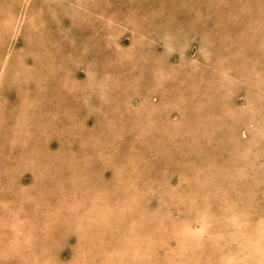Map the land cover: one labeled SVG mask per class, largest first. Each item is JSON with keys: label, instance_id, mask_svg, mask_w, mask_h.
Returning <instances> with one entry per match:
<instances>
[{"label": "rangeland", "instance_id": "obj_1", "mask_svg": "<svg viewBox=\"0 0 264 264\" xmlns=\"http://www.w3.org/2000/svg\"><path fill=\"white\" fill-rule=\"evenodd\" d=\"M77 1L78 0H75V3ZM79 1L77 4L81 5V8H79L80 12L78 11V13H76L79 17L75 15H73L74 17H68L65 13L61 12L62 6L59 0H28V2L26 0L24 8L22 6L24 3H22V0H0V22L2 21L0 23V36L2 35L0 38V122H2L0 123V255H3L0 257V264H39L38 262L41 264V262H43L42 260L45 259L43 256H46L52 251L54 253L50 254V257H53L58 264H74L75 262L72 260L76 258L79 262L77 261L75 264H105L108 260L109 263L112 262L111 264H168L169 262L171 264L173 260L175 261H173L172 264H202V261L203 264H257V261L251 260L249 252L253 251L252 255L256 258L262 256V254H259V249H264L262 248L264 243H260L262 240L264 242V229H262L264 227V141H261V137L263 138L262 140H264V134H262L264 128L260 127L264 125V116H260L264 113V0H218V2L221 3H218L217 0H177L179 3L175 0H157L156 3L155 0H149V2H147L148 0H131L132 2L127 0L129 3L124 0H106L107 2L105 0ZM161 1H163L162 5L160 3ZM110 2H113L114 6L112 5L113 3L111 4ZM118 2L120 6L121 4L123 5V10ZM142 2L145 5H142ZM168 2L169 4L167 5L169 6L171 4L170 7L166 5ZM130 3H132L131 6ZM133 3L134 5L137 4L134 6ZM205 3L207 5H205ZM108 4L110 7H108ZM132 5L134 8H132ZM154 5H156L155 8H152L151 6L154 7ZM174 5L178 8H174ZM224 5L226 6L224 7ZM87 6L89 7L88 9ZM98 6L100 8H98ZM127 6L130 7L127 9ZM41 7L45 12L43 9H40ZM114 7L115 9L118 7L119 9H112ZM138 7L140 9H137ZM146 7H149V9ZM94 8L102 10L104 13L103 17L105 18L98 16H96V18L95 15L97 14V10L95 9V12ZM145 8L146 14L144 12ZM224 8L226 9L225 11H223ZM6 10L16 12L15 19L18 18L16 20L18 24L20 22L17 28L12 29L14 34L10 30L13 17H9ZM84 10H86V12ZM141 11L143 12L141 13ZM204 11H206L207 14H204L206 13ZM52 13H54V15ZM135 13H137V15ZM117 14L120 17H118ZM217 14H219V16ZM223 14L225 15L223 16ZM107 15H111L112 19H110L113 21L119 22V20L121 21L122 19L123 22L131 21L130 23L127 22L124 24L125 28H123V33L119 35V39L117 37L123 47L122 49L117 48L114 43L115 41L112 42L108 39L109 36H107V38L104 37L107 35V28L109 27L104 26ZM127 15L128 19L131 17V20H126ZM112 16L117 17L115 18ZM124 17L126 18L124 19ZM137 17L138 19H136ZM98 18L99 20H97ZM217 19H220V21L218 22ZM74 21H76V25H79L76 26ZM227 21H229L230 24ZM231 21L234 23L232 24ZM102 22L104 24H102ZM62 24L64 27H62ZM101 24L104 28L100 26ZM94 26L101 30H97ZM132 26L134 28L136 27V30L132 28ZM65 31L67 32L65 33ZM135 32L137 33L135 34ZM58 33L60 36H58ZM62 33L66 34V36ZM93 35L94 38L92 39ZM133 36L137 38V41L132 40L135 42L133 43L135 45L134 48L130 46L132 45L131 39H134ZM141 37L143 38L142 40ZM243 39L247 41L242 42ZM58 40L59 44L57 43ZM236 41L238 43L241 42L238 44ZM213 42H215L216 45H214L215 43ZM95 43L97 44L94 46ZM223 43H226L225 46ZM231 44H233V46ZM127 46H130L131 49L128 50ZM13 48L16 49V51H14ZM205 48L210 50L206 52ZM95 50H98L97 53H95ZM19 52H22V54H18ZM123 52L126 54L124 53V55ZM220 54H222V57ZM228 56L230 58L229 61ZM102 59H106V63L108 64L106 65L105 71L108 75L103 72L104 70L101 66L103 65L101 63ZM134 59H137V61ZM231 65L232 67H230ZM243 66L245 70H242ZM11 67L14 69H11ZM182 67L185 69L183 70ZM23 68H25V70L27 69L26 73L24 72L25 70L22 71ZM10 69L11 71L13 70V72H11ZM97 70L99 74L96 72ZM143 72L146 74L144 75ZM11 75L13 76L12 79H10ZM223 76L226 77L224 78ZM41 77L46 82H44ZM23 79H25L24 81L26 84L25 82L22 83ZM225 79H227L228 82ZM12 80H14V82ZM136 81L138 82L136 83ZM146 81L150 84H147ZM55 82H57V85ZM49 85L52 86L50 87ZM24 86H26V89ZM20 89L24 91L22 92ZM110 89L113 91L111 90V92ZM130 91L135 93L132 94ZM139 91L141 96L138 94ZM222 91H225V93ZM115 92L118 96L116 98L114 97L116 96L114 94ZM22 93H25V96ZM251 95L252 97H248ZM20 99H24L26 103L24 104V101L21 100V102ZM245 100H247V102ZM12 101H14L13 105L11 103ZM93 104L97 108H93ZM186 104L189 108L185 107ZM219 106L222 107L225 112ZM213 109L216 112H214ZM250 109L252 114L253 110L255 111L256 109V121H252L253 118ZM239 111H243L244 113H239ZM61 112L63 114H60ZM91 113L93 114L91 115ZM65 114H67V116ZM215 114H219V118ZM71 116L74 117H72L74 122L70 121L72 124H69V119L72 120ZM84 116H86V119ZM68 117L69 119H67ZM65 118L67 120H65ZM209 119H211L212 122H210ZM62 120L63 122H61ZM121 121L123 122L121 123ZM61 123H67L68 126L66 124L65 126H61ZM57 125L59 127H56ZM146 126H148L149 129L152 128L151 130L154 131V137L152 139L148 134H145ZM91 127L94 129H91ZM202 127L203 130L201 129ZM249 127H254L253 132H256L255 136L260 138L256 140L259 142L257 143L259 146L255 147L258 150V154L253 152L254 149H252L255 144L251 143V129V137H246V140L244 135L240 137L239 131ZM185 129L189 132L187 133ZM232 130H234V132ZM224 134L226 136H224ZM248 135L249 132H246V136ZM54 137L57 139L55 140ZM231 137L234 138L232 139ZM213 139L217 140L214 141ZM163 141H165L164 144H161ZM159 143L162 146H160ZM201 143L204 144L201 145ZM212 145L217 148H212ZM218 145L221 146V151ZM115 146H118V148ZM244 147H246V150H244ZM196 150L198 151L196 152ZM207 151L209 155L206 154ZM225 153L227 154L225 155ZM194 155H196L197 158ZM119 156L123 157L121 161H119ZM240 156H242V158H240ZM255 160L258 161L256 162ZM116 161H119L118 163L122 162L121 165L118 164L115 166L112 164V162ZM222 163L224 164L222 165ZM97 164L100 168L97 167ZM32 166H34V168ZM222 166L225 169L228 167V169L225 170ZM209 167L210 169L208 171ZM98 171L101 172L99 173ZM68 172L70 174L75 172V175H69ZM137 172L142 173V176ZM208 176H211L209 177L210 180ZM232 176L234 177L233 179ZM69 177H73L74 180L69 179ZM190 177H192V179ZM116 178L120 181L117 182ZM202 178L204 181L200 184L199 181ZM218 180L220 181L218 182ZM233 180L235 182H233ZM76 181L77 183H75ZM202 184L204 185V189L201 186ZM205 185L209 190L205 188ZM90 188L91 190H89ZM78 190L80 192H78ZM149 191L152 194H150ZM81 194V205L76 204L74 208L72 203L66 202L67 198L69 199L78 195L81 196ZM209 195L212 196L210 197ZM62 197H64V199H62ZM86 197L87 199H85ZM87 201L89 202L87 203ZM34 202H38L42 208L44 206L47 209V206H49V213L53 212L57 214L51 219L52 222L47 220L48 218H46V214L43 212L42 208L34 214ZM63 203L64 206H62ZM92 203L95 204L91 206ZM187 206L188 208H186ZM173 207H175V209H173ZM159 208L162 210H159ZM58 211L59 213H57ZM188 211H190L189 214ZM73 212L77 215H73ZM193 213L196 215L193 216ZM211 215L213 217H211ZM203 218L209 221H212L213 218V221H216L217 230L219 231L220 229L221 232H214L212 228L208 227L210 233H217L216 235L219 236L215 235L211 238V235L206 234L209 240H206V242L202 244L203 247L200 246L193 249V246H190L192 252L187 251L189 250V242L184 236L188 234L189 229L186 225L188 226V223L194 224L193 227L195 231H201L200 228H202L201 224ZM221 218L224 220H221ZM225 219L228 222L225 223ZM63 221H65V223ZM173 221L174 224H172ZM169 222L171 223L170 225ZM83 224L89 225L88 231L84 233L82 232ZM148 224L149 227H147ZM218 224L220 226H218ZM221 224L225 226L222 227ZM140 225L142 228H140ZM151 226H154L153 228L158 232H155ZM57 227H59L58 230ZM178 227L179 229H176ZM143 228L146 229L144 230ZM67 229H70L71 232ZM106 229H110L111 232ZM214 230L216 231V229ZM68 231L70 233H68ZM226 231L227 234L224 233ZM109 232L111 233L110 236L113 235L112 238L109 237ZM139 232L140 234H138ZM152 232L155 234H152ZM54 233L56 235H53ZM221 233L224 235L222 236ZM259 233H262L261 236H258L260 235ZM137 235L139 236L137 237ZM154 235H156V237ZM227 235L234 239L230 237L229 239L231 241H229L228 237L224 238V236ZM252 237L255 245L254 242H251ZM249 238L251 239L249 240ZM232 240L238 241V245ZM219 242L221 245L217 246ZM212 243L215 247L223 246V243H225L224 247H229H225L227 250L224 247H220L221 250L218 248L215 249V247H211L213 245ZM240 244H242V247ZM233 245L234 247L236 246L235 249L240 248V251L237 249V251H234ZM61 247L62 249H60ZM223 249H225V251H222ZM217 250L220 251L217 252ZM254 250H256V255H254ZM214 251L217 253H214ZM221 251L223 252L222 255L219 254ZM224 252L230 255L232 252L233 255L229 256V254H227L228 257ZM208 253L212 256L208 255ZM82 254L84 255L82 256ZM37 255L41 258L40 260L36 258L38 257ZM220 255L222 258H220ZM74 256L75 258H72ZM157 257L161 261H159ZM189 257L191 258L188 259ZM198 257L202 259L199 260ZM195 259L197 260L195 261ZM205 259H207V261ZM245 260H248V262L244 263ZM131 261L132 263H130ZM108 262L106 264H108Z\"/></svg>", "mask_w": 264, "mask_h": 264}, {"label": "bare ground", "instance_id": "obj_2", "mask_svg": "<svg viewBox=\"0 0 264 264\" xmlns=\"http://www.w3.org/2000/svg\"><path fill=\"white\" fill-rule=\"evenodd\" d=\"M1 1H2V0H1ZM59 1H60L61 6H62V8H61V12H62V13H65V15L68 16V17H70V16L74 17L73 15L77 16L76 13H78L79 8H81V5L77 4V2H78L79 0H78L76 3H75V0H59ZM99 1H100V0H99ZM105 1H106V0H105ZM110 1H111V0H110ZM124 1H127V0H124ZM133 1H134V0H133ZM144 1H146V0H144ZM156 1H157V0H155V3H156ZM167 1H169V0H167ZM175 1H177V0H175ZM202 1H205V0H202ZM232 1H233V0H232ZM246 1H247V0H246ZM23 2H24V3H23ZM27 2H28V0H27ZM79 2H80V1H79ZM106 2H107V1H106ZM119 2H120V3H123V2H121V1H119ZM119 2H118V3H119ZM127 2H128V1H127ZM127 2H124V3L128 4L129 2H128V3H127ZM130 2H132V1L130 0ZM147 2H149V0H148ZM162 2H163V1L160 2L161 5H162ZM165 2H166V1H165ZM217 2H218V0H217ZM228 2H230V1H228ZM22 3H23L22 6H23V8H24L25 3H26V0H22ZM49 3H50V2H49ZM53 3H54V1H53ZM81 3H82V2H81ZM96 3H97V2H96ZM110 3L112 4L113 2H110ZM120 3H119V6H120ZM142 3H143V2H142ZM150 3H151V2H150ZM158 3H159V2H158ZM174 3H176V2H174ZM177 3H179V2L177 1ZM194 3H195V2H194ZM200 3H201V1H200ZM202 3H203V2H202ZM218 3H221V2H218ZM231 3H232V2H231ZM55 4H56V3H55ZM82 4H83V3H82ZM84 4H85V3H84ZM88 4H89V3H88ZM111 4H110V5H111ZM131 4H132V3H130V6H131ZM136 4H137V3H136ZM136 4H135V5H136ZM138 4H139V3H138ZM153 4H154V3H153ZM163 4H164V3H163ZM167 4H169V2L166 3V5H167ZM209 4H210V3H209ZM225 4H227V3H225ZM50 5H51V4H50ZM77 5H78V6H77ZM85 5H87V4H85ZM105 5H106V4H105ZM112 5L114 6V3H113ZM133 5H134V3H133ZM133 5H132V8H134ZM135 5H134V6H135ZM142 5H145V4L143 3ZM147 5H148V4H147ZM150 5H151V4H150ZM170 5H171V4H170ZM170 5H169V6L167 5V7H170ZM172 5H173V4H172ZM176 5H178V4H176ZM180 5H181V4H180ZM195 5H196V4H195ZM200 5H201V4H200ZM205 5H207V4L205 3ZM227 5H228V4H227ZM57 6H58V5H57ZM101 6H102V5H101ZM119 6H118V7H119ZM122 6H123V5L121 4L120 7H122ZM130 6H127V9H128V7H130ZM137 6H139V5H137ZM148 6H149V5H148ZM155 6H156V5H154V7H153V6H151V7H152V8H155ZM164 6H165V5H164ZM218 6H219V5H218ZM220 6H221V5H220ZM225 6H226V5H224V7H225ZM42 7H43V6H42ZM42 7L40 8L41 10L43 9ZM51 7H52V5H51ZM83 7H84V6H83ZM108 7H110L109 4H108ZM108 7H107V9H108ZM111 7H112V6H111ZM118 7H116V9H115V7L112 8V9L117 10ZM120 7H119V8H120ZM140 7H141V6H140ZM143 7H144V6H143ZM165 7H166V6H165ZM165 7H164V8H165ZM175 7H177V6L174 5V8H175ZM199 7H200V6H199ZM202 7H204V6H202ZM202 7H201V8H202ZM252 7H253V6H252ZM255 7H256V6H255ZM55 8H56V7H55ZM88 8H89V7L87 6V9H88ZM98 8H100V7L98 6ZM104 8H105V7H104ZM119 8H118V9H119ZM135 8H136V7H135ZM141 8H142V7H141ZM146 8L149 9V7H146ZM146 8L144 9V12H145ZM161 8H162V7H161ZM161 8H160V9H161ZM177 8H178V7H177ZM206 8H207V7H206ZM234 8H235V7H234ZM49 9H50V7H49ZM51 9H52V8H51ZM95 9H96V8H94V11H95ZM105 9H106V8H105ZM109 9H110V8H109ZM137 9H140V8L138 7ZM148 9H147V10H148ZM167 9H168V8H167ZM172 9H173V8H172ZM217 9H218V8H217ZM33 10H34V8H33ZM41 10H40V11H41ZM96 10H97V9H96ZM122 10H123V7H122ZM141 10H142V9H141ZM168 10H170V9H168ZM174 10H175V9H174ZM201 10H202V9H201ZM206 10H207V9H206ZM225 10H226V9L224 8L223 11H225ZM43 11H44V9H43ZM84 11L86 12V10H84ZM89 11H90V9H89ZM91 11L93 12L92 8H91ZM106 11H108V10H106ZM111 11H113V10H111ZM158 11H159V10H158ZM194 11H195V9H194ZM251 11H252V10H251ZM44 12H45V11H44ZM59 12H60V11H59ZM79 12H80V11H79ZM95 12H96V11H95ZM117 12H118V11H117ZM123 12H124V11H123ZM133 12H134V11H133ZM142 12H143V11H141V13H142ZM147 12H148V11H147ZM150 12H151V10H150ZM152 12H153V11H152ZM204 12H206V11H204ZM204 12H203V13H204ZM216 12H217V10H216ZM216 12H215V13H216ZM6 13L9 14V17H13L12 22H11V29H10V30L12 31V33H13V30H12V29L17 28V27H18L17 25H19L20 22H19V24H18V22L16 21L18 18L15 19V18H16V16H15V13H16V12H14V11H12V10H11V11H10V10H6ZM34 13H35V12H34ZM119 13H120V12H119ZM119 13H118V14H119ZM128 13H129V12H128ZM138 13H139V12H138ZM166 13H168V12H166ZM52 14L54 15V13H52ZM60 14H61V13H60ZM90 14H91V12H90ZM103 14H104L103 11L99 9V10H97V14H96V15L94 14V15H95V17H96V16H98V17H103ZM109 14H110V13H109ZM111 14H112V13H111ZM118 14H117V15H118ZM135 14L137 15V13H135ZM145 14H146V12H145ZM150 14H151V13H150ZM204 14H207V12L204 13ZM53 15H52V16H53ZM115 15H116V14H115ZM119 15H120V14H119ZM119 15H118V17H120ZM121 15H122V14H121ZM130 15H131V14H130ZM199 15H200V14H199ZM209 15H210V14H209ZM217 15L219 16V14H217ZM224 15H225V14H223V16H224ZM42 16H43V14H42ZM55 16H56V15H55ZM80 16H82V15H80ZM84 16H85V15H84ZM84 16H83V17H84ZM90 16H91V15H90ZM122 16H124V15H122ZM132 16H133V15H132ZM40 17H41V15H40ZM53 17H54V16H53ZM77 17H79V16H77ZM93 17H94V16H93ZM112 17H115V16H112ZM116 17H117V16H116ZM116 17H115V18H116ZM126 17H127V18H126ZM126 17H124V19L126 18V20H127V19H128V15H127ZM133 17H134V16H133ZM133 17H132V18H133ZM144 17H145V16H144ZM163 17H164V16H163ZM209 17H210V16H209ZM225 17H226V16H225ZM43 18H44V16H43ZM62 18H63V17H62ZM81 18H82V17H81ZM84 18H85V17H84ZM96 18H97V17H96ZM103 18H105V17H103ZM110 18H111V15H107L106 20H105V24H106V25L103 23L104 20H103V22H102V24H104V26H107V27L109 26L108 28L106 27L108 33H107V35H105L104 37L107 38V36H109L108 39H109L110 41H112V42L115 41L114 43L116 44V47L119 48V49H122L123 47H122V45L120 44V42H119L118 39H119V35L122 34L123 31H124V30H123V28H125V27H124V26H125L124 24L127 23V22H129V21H124V22H123V21H122L123 19H122L121 21L119 20V22H117V21H113V20H111L112 18H111V19H110ZM129 18H130V19H128V20H131V17H129ZM139 18H140V17H139ZM44 19H45V18H44ZM55 19H57V18H55ZM55 19H54V20H55ZM59 19H60V18H59ZM71 19H72V18H71ZM74 19H75V18H74ZM79 19H80V18H79ZM82 19H83V18H82ZM136 19H138V17H137ZM147 19H148V18H147ZM229 19H230V18H229ZM77 20H78V19H77ZM97 20H99V18H98ZM217 20H218V19H217ZM252 20H253V18H252ZM3 21H4V20H3ZM56 21H57V20H56ZM63 21H64V19H63ZM63 21H62V22H63ZM65 21H67V20H65ZM79 21H80V20H79ZM132 21H133V20H132ZM219 21H220V19L218 20V22H219ZM223 21H224V20H223ZM229 21H230V20H229ZM229 21H227V22L229 23ZM250 21H251V20H250ZM1 22H2V21H1ZM1 22H0V23H1ZM44 22H45V20H44ZM71 22H72V21H71ZM71 22H70V23H71ZM74 22H75V25H76V21H74ZM77 22H78V21H77ZM85 22H86V21H85ZM91 22H92V21H91ZM130 22H131V21H130ZM130 22H129V23H130ZM133 22H134V21H133ZM133 22H132V23H133ZM213 22H214V21H213ZM215 22H216V21H215ZM218 22H216V23H218ZM225 22H226V21H225ZM225 22H224V23H225ZM21 23H22V22H21ZM35 23H37V22H35ZM46 23H48V22H46ZM88 23H89V20H88ZM93 23H94V22H93ZM95 23H96V20H95ZM220 23H221V22H220ZM231 23H232V21H231ZM233 23H234V22H233ZM233 23H232V24H233ZM27 24H28V21H27ZM33 24H34V23H33ZM102 24H101L100 26L104 28V26H102ZM133 24H134V23H133ZM229 24H230V23H229ZM22 25H23V24H22ZM31 25H32V24H31ZM40 25H41V24H40ZM49 25H50V23H49ZM62 25H63V24H62ZM65 25H66V24H65ZM77 25H79V24H77ZM77 25H76V26H77ZM85 25H86V24H85ZM94 25H95V24H94ZM96 25H97V23H96ZM129 25H130V24H129ZM214 25H215V24H214ZM227 25H228V24H227ZM91 26H92V25H91ZM130 26H131V25H130ZM165 26H166V25H165ZM173 26H174V25H173ZM212 26H213V25H212ZM215 26H217V25H215ZM235 26H236V25H235ZM235 26H234V27H235ZM62 27H64V25H63ZM62 27H61V28H62ZM97 27H98V25H97ZM224 27H225V26H224ZM19 28H20V27H19ZM19 28H18V29H19ZM26 28H27V27H26ZM94 28H96V27L94 26ZM132 28H134V27L132 26ZM135 28H136V27H135ZM135 28H134V29H135ZM216 28H217V27H216ZM24 29H25V28H24ZM27 29H28V28H27ZM43 29H44V28H43ZM78 29H79V27H78ZM86 29H88V28H86ZM96 29H97V28H96ZM137 29H138V28H137ZM193 29H194V28H193ZM21 30H22V29H21ZM44 30H45V29H44ZM63 30H64V29H63ZM97 30H101V29H97ZM135 30H136V29H135ZM230 30H231V29H230ZM16 31H17V30H16ZM18 31H19V30H18ZM27 31H28V30H27ZM54 31H56V30H54ZM59 31H60V30H59ZM75 31H76V30H75ZM75 31H73V32H75ZM138 31H139V29H138ZM175 31H176V30H175ZM228 31H229V30H228ZM239 31H240V30H239ZM21 32H22V31H21ZM32 32H33V31H32ZM51 32H52V31H51ZM51 32H49V33H51ZM66 32H67V31H65V33H66ZM77 32H79V31H77ZM95 32H97V31H95ZM140 32H141V31H140ZM231 32H232V31H231ZM22 33H23V32H22ZM25 33H26V32H25ZM28 33H29V32H28ZM75 33H76V32H75ZM100 33H101V32H100ZM100 33H99V34H100ZM116 33H117V34H116ZM130 33H132V32H130ZM136 33H137V32H135V34H136ZM189 33H190V32H189ZM13 34H14V33H13ZM20 34H21V33H20ZM52 34H53V33H52ZM62 34H64V33H62ZM77 34H78V33H77ZM80 34H81V33H80ZM80 34H79V35H80ZM95 34H96V33H95ZM104 34H105V33H104ZM138 34H139V32H138ZM211 34H212V33H211ZM263 34H264V32H263ZM16 35H17V34H16ZM215 35H216V34H215ZM261 35H262V34H261ZM1 36H2V35H1ZM1 36H0V38H1ZM3 36H4V35H3ZM36 36H37V35H36ZM45 36H46V35H45ZM58 36H60L59 33H58ZM64 36H66V34H64ZM91 36H92V35H91ZM124 36H125V35H124ZM124 36H123V37H124ZM139 36H140V35H139ZM141 36H142V35H141ZM10 37H11V36H10ZM14 37H15V36H14ZM49 37H50V36H49ZM101 37H102V36H101ZM117 37H118V39H117ZM133 37H134V36H133ZM252 37H253V36H252ZM3 38H4V37H3ZM11 38H12V37H11ZM45 38H46V37H45ZM51 38H52V37H51ZM53 38H54V36H53ZM67 38H68V37H67ZM76 38H77V37H76ZM93 38H94V35H93L92 39H93ZM98 38H100V37H98ZM127 38H128V37H127ZM138 38H139V37H138ZM234 38H235V37H234ZM256 38H257V37H256ZM6 39H7V38H6ZM14 39H15V38H14ZM14 39H13V40H14ZM130 39H131V38H130ZM142 39H143V38L141 37V40H142ZM213 39H214V38H213ZM236 39H237V38H236ZM258 39H259V38H258ZM51 40H53V39H51ZM76 40H77V39H76ZM94 40H95V39H94ZM96 40H97V38H96ZM100 40H101V39H100ZM122 40H123V39H122ZM132 40H133V41H137V38L134 37V39H131V42H132L131 44H132V45H130V46H131L132 48H134L135 45H134L133 43H135V42H133ZM138 40H139V39H138ZM141 40H140V41H141ZM232 40H233V39H232ZM2 41H3V39H2ZM213 41H214V40H213ZM245 41H247V40H245ZM245 41H244V39L242 40V42H245ZM248 41H249V40H248ZM11 42H12V41H11ZM60 42H61V41H60ZM96 42H97V41H96ZM128 42H129V41H128ZM211 42H212V41H211ZM224 42H225V41H224ZM232 42H234V41H232ZM232 42H231V43H232ZM236 42H237V41H236ZM236 42H235V43H236ZM240 42H241V41H240ZM240 42H239V43H240ZM258 42H259V41H258ZM6 43H8V42H6ZM12 43H14V42H12ZM12 43H10V44H12ZM57 43L59 44V40L57 41ZM97 43H98V42H97ZM97 43H95L94 46H95ZM213 43H215V42H213ZM217 43H218V42H217ZM237 43H238V42H237ZM239 43H238V44H239ZM249 43H250V42H249ZM254 43H255V42H254ZM10 44H9V45H10ZM90 44H91V43H90ZM129 44H130V42H129ZM164 44H165V43H164ZM223 44H224V43H223ZM225 44H226V43H225ZM225 44H224V46H225ZM229 44H230V43H229ZM99 45H100V44H99ZM210 45H211V43H210ZM214 45H216V43H215ZM220 45H221V44H220ZM231 45L233 46V44H231ZM236 45H237V44H236ZM240 45H242V44H240ZM243 45H244V44H243ZM246 45H247V43H246ZM17 46H18V45H17ZM72 46H73V45H72ZM97 46H98V45H97ZM130 46H129V47L127 46V49H128V50L131 49ZM228 46H229V45H228ZM249 46H250V44H249ZM251 46H252V45H251ZM0 47H1V46H0ZM7 47H8V46H7ZM15 47H16V45H15ZM141 47H142V46H141ZM247 47H248V46H247ZM252 47H253V46H252ZM8 48H9V47H8ZM98 48H99V47H98ZM223 48H224V47H223ZM225 48H226V47H225ZM237 48H238V46H237ZM243 48H244V47H243ZM248 48H249V47H248ZM13 49H14V48H13ZM18 49H19V48H18ZM18 49H17V50H18ZM96 49H97V48H96ZM103 49H104V48H103ZM119 49H118V51H119ZM205 49H206V52H208V51L210 50V49H207V48H205ZM215 49H216V47H215ZM253 49H254V48H253ZM5 50H6V49H5ZM24 50H25V49H24ZM109 50H111V49H109ZM239 50L241 51L240 48H239ZM243 50H244V49H243ZM14 51H16V49H14ZM97 51H98V50H95V53H97ZM120 51H121V50H120ZM222 51H223V50H222ZM235 51H236V50H235ZM22 52H23V51H22ZM22 52H19L18 54H22ZM25 52H26V51H25ZM80 52H81V51H80ZM113 52H114V50H113ZM131 52H132V51H131ZM134 52H135V51H134ZM168 52H169V51H168ZM217 52H218V51H217ZM231 52H232V51H231ZM254 52H255V51H254ZM14 53H15V52H14ZM26 53H27V52H26ZM95 53H94V54H95ZM116 53H117V52H116ZM124 53H125V52H123V54H124ZM219 53H220V51H219ZM226 53H227V51H226ZM16 54H17V53H16ZM16 54H15V55H16ZM34 54H35V53H34ZM36 54H37V53H36ZM94 54H93V55H94ZM107 54H108V53H107ZM121 54H122V53H121ZM125 54H126V53H125ZM125 54H124V55H125ZM140 54H141V53H140ZM224 54H225V53H224ZM224 54H223V56H224ZM228 54H229V53H228ZM233 54H234V53H233ZM251 54H252V53H251ZM29 55H30V54H29ZM37 55H38V54H37ZM105 55H106V54H105ZM111 55H112V54H111ZM115 55H116V54H115ZM218 55H219V54H218ZM220 55H221V57H222V54H220ZM225 55H226V54H225ZM237 55H238V54H237ZM243 55H244V54H243ZM4 56H5V55H4ZM24 56H25V55H24ZM24 56H23V57H24ZM39 56H40V55H39ZM103 56H104V54H103ZM106 56H107V55H106ZM239 56H240V55H239ZM253 56H254V54H253ZM253 56H252V57H253ZM255 56H256V55H255ZM1 57H2V56H1ZM10 57H11V56H10ZM97 57H98V56H97ZM133 57H134V56H133ZM133 57H132V58H133ZM221 57H219V58H221ZM231 57H232V56H231ZM233 57H234V56H233ZM242 57H244V56H242ZM4 58H5V57H4ZM25 58H26V57H25ZM110 58H111V56H110ZM112 58H113V57H112ZM223 58H224V57H223ZM255 58H257V57H255ZM6 59H7V58H6ZM14 59H15V58H14ZM17 59H19V58H17ZM21 59H23V58H21ZM113 59H114V58H113ZM229 59H230V58H229V56H228V61H229ZM15 60H16V59H15ZM134 60H135V59H134ZM134 60H133V61H134ZM138 60H139V59H138ZM140 60H141V59H140ZM127 61H128V60H127ZM130 61H131V60H130ZM135 61H137V59H136ZM142 61H143V60H142ZM221 61H222V60H221ZM233 61H234V60H233ZM241 61H242V60H241ZM4 62H5V61H4ZM14 62H15V61H14ZM20 62H21V60H20ZM23 62H25V61H23ZM58 62H59V61H58ZM100 62H101V61H100ZM113 62H114V61H113ZM131 62H132V61H131ZM223 62H224V61H223ZM226 62H227V61H226ZM255 62H256V61H255ZM75 63H76V62H75ZM81 63H82V62H81ZM101 63L103 64V65H101V66L103 67V70H104L103 72L106 73V72H105V71H106V65H108V64L106 63V59H102V62H101ZM116 63H117V61H116ZM135 63H136V62H135ZM258 63H259V62H258ZM20 64H21V63H20ZM79 64H80V63H79ZM139 64H140V63H139ZM224 64H225V63H224ZM234 64H235V63H234ZM259 64H260V63H259ZM92 65H93V64H92ZM131 65H132V64H131ZM180 65H181V64H180ZM2 66H3V65H2ZM6 66H7V64H6ZM12 66H13V65H12ZM35 66H36V65H35ZM128 66H129V64H128ZM133 66H134V64H133ZM240 66H241V65H240ZM7 67H8V66H7ZM13 67H14V66H13ZM13 67H11V69H14ZM15 67H16V66H15ZM112 67H113V66H112ZM135 67H136V65H135ZM143 67H144V66H143ZM180 67H181V66H180ZM230 67H232V65H231ZM233 67H234V66H233ZM27 68H28V67H27ZM35 68H36V67H35ZM136 68H137V67H136ZM170 68H171V67H170ZM182 68H183V67H182ZM182 68H181V69H182ZM4 69H5V68H4ZM4 69H3V70H4ZM11 69H10V71H11ZM15 69H16V68H15ZM18 69H19V68H18ZM36 69H37V68H36ZM81 69H82V68H81ZM108 69H109V68H108ZM132 69H133V68H132ZM134 69H135V68H134ZM151 69H152V68H151ZM184 69H185V68H183V70H184ZM233 69H234V68H233ZM241 69H242V68H241ZM23 70H25V68H23L22 71H23ZM26 70H27V69H26ZM26 70L24 71L25 73H26ZM116 70H117V69H116ZM178 70H180V69H178ZM187 70H188V69H187ZM187 70H186V71H187ZM205 70H206V69H205ZM234 70H235V69H234ZM242 70H245V69H244V66H243V69H242ZM16 71H18V70H16ZM86 71H87V70H86ZM131 71H133V70H131ZM138 71H139V70H138ZM219 71H220V70H219ZM11 72H13V70H12ZM45 72H46V71H45ZM55 72H56V71H55ZM77 72H78V71H77ZM96 72L98 73V70H97ZM100 72H101V71H100ZM117 72H118V71H117ZM128 72H129V71H128ZM139 72H140V71H139ZM145 72H146V71H145ZM158 72H159V71H158ZM188 72H189V71H188ZM191 72H192V71H191ZM220 72H221V71H220ZM0 73H1V71H0ZM6 73H7V72H6ZM20 73H21V70H20ZM31 73H32V72H31ZM43 73H44V72H43ZM87 73H88V72H87ZM143 73H144V72H143ZM192 73H193V72H192ZM232 73H233V72H232ZM232 73H231V74H232ZM256 73H257V72H256ZM37 74H38V73H37ZM39 74H40V73H39ZM45 74H48V73H45ZM57 74H58V72H57ZM85 74H86V73H85ZM89 74H90V73H89ZM91 74H92V73H91ZM94 74H95V73H94ZM98 74H99V73H98ZM106 74H107V73H106ZM106 74H105V75H106ZM110 74H112V73H110ZM113 74H114V73H113ZM139 74H140V73H139ZM145 74H146V73H144V75H145ZM147 74H148V73H147ZM195 74H196V73H195ZM214 74H215V73H214ZM224 74H225V73H224ZM229 74H230V73H229ZM43 75H44V74H43ZM50 75H51V74H50ZM50 75H49V76H50ZM53 75H54V74H53ZM59 75H60V74H59ZM61 75H62V74H61ZM107 75H108V74H107ZM226 75H227V73H226ZM240 75H241V72H240ZM247 75H248V74H247ZM8 76H9V75H8ZM24 76H26V75H24ZM39 76H40V75H39ZM85 76H86V75H85ZM142 76H143V75H142ZM12 77H13V76L11 75V78H10V79H12ZM14 77H16V76H14ZM57 77H58V76H57ZM65 77H66V76H65ZM65 77H64V78H65ZM88 77H89V75H88ZM90 77H91V76H90ZM93 77H94V76H93ZM102 77H103V76H102ZM109 77H110V76H109ZM111 77H113V76H111ZM145 77H146V76H145ZM198 77H199V76H198ZM212 77H213V76H212ZM220 77H221V76H220ZM223 77H224V76H223ZM225 77H226V76H225ZM225 77H224V78H225ZM237 77H238V76H237ZM248 77H249V76H248ZM21 78H23V77H21ZM36 78H37V77H36ZM43 78H44V77H43ZM45 78H46V77H45ZM64 78H63V79H64ZM66 78H68V77H66ZM70 78H71V77H70ZM74 78H75V77H74ZM131 78H132V77H131ZM134 78H135V77H134ZM196 78H197V77H196ZM244 78H245V77H244ZM250 78H251V77H250ZM17 79H18V78H17ZM41 79H42V77H41ZM51 79H53V78H51ZM57 79H58V78H57ZM61 79H62V78H61ZM85 79H86V78H85ZM90 79H91V78H90ZM96 79H97V78H96ZM101 79H102V78H101ZM174 79H175V78H174ZM188 79H189V78H188ZM200 79H201V78H200ZM219 79H220V78H219ZM231 79H232V78H231ZM237 79H238V78H237ZM245 79H246V78H245ZM24 80H25V79L22 80V83L25 82ZM35 80H36V79H35ZM39 80H40V79H39ZM42 80H43L44 82H46L44 79H42ZM59 80H60V79H59ZM88 80H89V79H88ZM108 80H109V79H108ZM112 80H113V79H112ZM125 80H126V79H125ZM132 80H133V79H132ZM139 80H140V79H139ZM143 80H144V79H143ZM145 80H147V79H145ZM225 80L227 81V79H225ZM228 80H229V79H228ZM233 80H234V79H233ZM12 81L14 82V80H12ZM47 81H48V80H47ZM49 81H50V80H49ZM52 81H54V80H52ZM55 81H56V80H55ZM182 81H183V80H182ZM221 81H222V80H221ZM251 81H252V80H251ZM15 82H16V80H15ZM33 82H34V81H33ZM59 82H60V81H59ZM99 82H100V81H99ZM106 82H107V81H106ZM108 82H109V81H108ZM110 82H113V81H110ZM115 82H116V81H115ZM118 82H119V80H118ZM137 82H138V81H136V83H137ZM146 82H147V81H146ZM155 82H156V81H155ZM213 82H214V81H213ZM227 82H228V81H227ZM245 82H246V81H245ZM248 82H249V81H248ZM252 82H253V81H252ZM254 82H256V81H254ZM263 82H264V81H263ZM263 82H262V83H263ZM29 83H30V82H29ZM48 83H49V82H48ZM52 83H53V82H52ZM55 83H56V85H57V82H55ZM148 83H149V82H147V84H148ZM193 83H194V82H193ZM232 83H233V82H232ZM237 83H238V82H237ZM250 83H251V82H250ZM11 84H12V83H11ZM20 84H21V81H20ZM25 84H26V82H25ZM41 84H42V83H41ZM53 84H54V83H53ZM149 84H150V83H149ZM18 85H19V84H18ZM18 85H17V86H18ZM21 85H22V84H21ZM21 85H20V86H21ZM23 85H24V84H23ZM42 85H43V84H42ZM98 85H99V84H98ZM98 85H97V86H98ZM115 85H116V84H115ZM115 85H114V86H115ZM160 85H161V84H160ZM227 85H228V84H227ZM17 86H16V87H17ZM36 86H37V85H36ZM43 86H44V85H43ZM49 86H50V85H49ZM51 86H52V85H51ZM51 86H50V87H51ZM59 86H60V85H59ZM129 86H130V85H129ZM144 86H146V85H144ZM144 86H143V87H144ZM162 86H163V85H162ZM202 86H203V85H202ZM216 86H217V85H216ZM224 86H225V85H224ZM44 87H45V86H44ZM91 87H92V84H91ZM94 87H96V86H94ZM101 87H102V86H101ZM106 87H107V86H106ZM137 87H138V86H137ZM139 87H140V85H139ZM154 87H155V86H154ZM204 87H205V86H204ZM217 87H218V86H217ZM228 87H229V86H228ZM19 88H20V87H19ZM24 88L26 89V86H24ZM33 88H35V87H33ZM48 88H49V87H48ZM92 88H93V87H92ZM128 88H129V87H128ZM145 88H146V87H145ZM148 88H149V87H148ZM155 88H156V87H155ZM199 88H200V87H199ZM210 88H211V87H210ZM212 88H213V87H212ZM214 88H215V87H214ZM251 88H252V86H251ZM35 89H36V88H35ZM35 89H34V90H35ZM82 89H83V88H82ZM103 89H104V88H103ZM131 89H132V88H131ZM133 89H134V88H133ZM142 89H143V88H142ZM151 89H152V88H151ZM205 89H208V88H205ZM216 89H217V88H216ZM221 89H223V88H221ZM224 89H225V87H224ZM227 89H228V88H227ZM229 89H230V88H229ZM11 90H12V89H11ZM17 90H18V89H17ZM20 90H22V89H20ZM20 90H19V92H20ZM51 90H52V89H51ZM105 90H106V89H105ZM111 90H112V89H110V91H111ZM129 90H130V89H129ZM148 90H149V89H148ZM148 90H147V91H148ZM196 90H197V89H196ZM211 90H212V89H211ZM232 90H234V89H232ZM253 90H255V89H253ZM23 91H24V90H22V92H23ZM93 91H94V90H93ZM112 91H113V90H112ZM112 91H111V92H112ZM119 91H120V90H119ZM126 91H128V90H126ZM131 91H132V90H131ZM131 91H130V92H131ZM141 91H142V90H141ZM191 91H192V90H191ZM191 91H190V92H191ZM219 91H220V90H219ZM8 92H9V90H8ZM25 92H26V91H25ZM44 92H45V91H44ZM86 92H87V91H86ZM89 92H90V91H89ZM94 92H95V91H94ZM122 92H123V91H122ZM130 92H129V93H130ZM192 92H193V91H192ZM192 92H191V93H192ZM197 92H198V91H197ZM197 92H196V94H197ZM222 92L225 93V91H222ZM228 92H229V91H228ZM247 92H248V91H247ZM254 92H255V91H254ZM13 93H15V92H13ZM96 93H97V92H96ZM131 93L134 94L135 92H134V93L131 92ZM147 93H148V92H147ZM207 93H208V92H207ZM210 93H211V92H210ZM233 93H234V92H233ZM235 93H236V92H235ZM8 94H9V93H8ZM22 94H23V93H22ZM24 94H25V93H24ZM24 94H23V95H24ZM94 94H95V93H94ZM94 94H93V95H94ZM109 94H110V93H109ZM114 94L116 95V92H115ZM132 94H131V96H132ZM136 94H137V93H136ZM138 94H140V91H139ZM145 94H146V93H145ZM163 94H164V93H163ZM194 94H195V92H194ZM211 94H212V93H211ZM220 94H221V93H220ZM260 94H261V93H260ZM5 95H6V94H5ZM10 95H11V93H10ZM12 95H13V94H12ZM18 95H19V94H18ZM27 95H28V94H27ZM36 95H37V93H36ZM41 95H42V92H41ZM235 95H236V94H235ZM245 95H247V94H245ZM24 96H25V95H24ZM28 96H29V95H28ZM31 96H32V94H31ZM34 96H35V94H34ZM38 96H40V95H38ZM110 96H111V95H110ZM140 96H141V94H140ZM152 96H153V95H152ZM155 96H156V95H155ZM223 96H224V95H223ZM227 96H228V95H227ZM233 96H234V95H233ZM258 96H259V95H258ZM12 97H13V96H12ZM22 97H23V96H22ZM29 97H30V96H29ZM36 97H37V96H36ZM114 97L116 98V97H118V96L116 95V96H114ZM114 97H113V98H114ZM119 97H120V96H119ZM123 97H124V96H123ZM180 97H181V96H180ZM183 97H184V96H183ZM204 97H205V96H204ZM207 97H208V96H207ZM248 97H252V95H251V96H248ZM5 98H6V97H5ZM14 98H15V94H14ZM17 98H18V97H17ZM25 98H26V97H25ZM42 98H43V97H42ZM138 98H139V97H138ZM154 98H156V97H154ZM209 98H210V97H209ZM221 98H222V97H221ZM226 98H228V97H226ZM9 99H10V96H9ZM18 99H19V98H18ZM60 99H61V98H60ZM66 99H67V98H66ZM120 99H121V98H120ZM150 99H151V98H150ZM178 99H179V98H178ZM193 99H194V98H193ZM204 99H205V98H204ZM212 99L214 100V98H212ZM212 99H211V100H212ZM224 99H225V98H224ZM6 100H8V99H6ZM12 100H13V99H12ZM14 100H16V99H14ZM21 100H22V99H20V101H21ZM38 100H39V99H38ZM108 100H109V99H108ZM115 100H116V99H115ZM117 100H118V99H117ZM121 100H122V99H121ZM225 100H226V99H225ZM225 100H224V101H225ZM231 100H232V99H231ZM10 101H11V100H10ZM20 101H19V102H20ZM22 101H24V99H23ZM22 101H21V102H22ZM125 101H126V100H125ZM172 101H173V100H172ZM184 101H185V100H184ZM201 101H203V100H201ZM204 101H205V100H204ZM209 101H210V100H209ZM214 101H216V100H214ZM222 101H223V100H222ZM245 101L247 102V100H245ZM0 102H1V101H0ZM8 102H9V101H8ZM13 102H14V101L11 102L12 105L14 104ZM15 102H16V101H15ZM38 102H39V101H38ZM60 102H61V100H60ZM205 102H206V101H205ZM246 102H243V103H246ZM25 103H26V101H24V104H25ZM39 103H40V102H39ZM58 103H59V102H58ZM61 103H62V102H61ZM120 103H121V102H120ZM125 103H126V102H125ZM200 103H202V102H200ZM200 103H199V104H200ZM218 103H219V102H218ZM221 103H222V102H221ZM233 103H234V102H233ZM15 104H16V103H15ZM34 104H35V103H34ZM105 104H106V103H105ZM114 104H115V103H114ZM190 104H191V103H190ZM206 104H207V103H206ZM209 104H210V103H209ZM9 105H10V104H9ZM9 105H8V106H9ZM59 105H62V104H59ZM69 105H70V104H69ZM93 105H94V104H93ZM106 105H107V104H106ZM191 105H192V104H191ZM214 105H215V104H214ZM217 105H218V104H217ZM225 105H226V104H225ZM239 105H240V104H239ZM8 106H6V107H8ZM20 106H21V104H20ZM22 106H23V105H22ZM57 106H58V104H57ZM84 106H85V105H84ZM126 106H127V105H126ZM169 106H170V105H169ZM209 106H211V105H209ZM212 106H213V105H212ZM15 107H16V106H15ZM42 107H43V106H42ZM86 107H87V106H86ZM95 107H96V106L94 105L93 108H95ZM115 107H116V106H115ZM124 107H125V105H124ZM141 107H142V106H141ZM185 107L189 108V107L187 106V104H186ZM198 107H199V105H198ZM219 107H220V106H219ZM250 107H251V105H250ZM16 108H17V107H16ZM21 108H22V107H21ZM28 108H29V107H28ZM69 108H70V107H69ZM93 108H91V109H93ZM96 108H97V107H96ZM208 108H209V107H208ZM213 108H214V107H213ZM220 108H222V107H220ZM220 108H219V109H220ZM229 108H230V107H229ZM34 109H35V108H34ZM43 109H44V108H43ZM78 109L81 110L80 108H78ZM98 109H99V108H98ZM215 109H216V106H215ZM222 109H223V108H222ZM225 109H226V108H225ZM14 110H15V109H14ZM27 110H28V109H27ZM27 110H26V111H27ZM45 110H47V109H45ZM57 110H58V109H57ZM60 110H61V109H60ZM217 110H218V108H217ZM223 110H224V109H223ZM226 110H227V109H226ZM229 110H230V109H229ZM3 111H4V110H3ZM12 111H13V110H12ZM19 111H20V110H19ZM61 111H62V110H61ZM69 111H70V110H69ZM82 111H83V110H82ZM92 111H93V110H92ZM117 111H118V110H117ZM157 111H158V110H157ZM213 111H214V109H213ZM218 111H219V110H218ZM218 111H217V112H218ZM221 111H222V110H221ZM255 111H256V109H255ZM255 111L253 110V114H252L251 109H250V113L252 114V118H253L252 121H253V120L256 121L255 118L257 117V116H256V115H257V112H255ZM10 112H11V111H10ZM20 112H21V111H20ZM62 112H63V111H62ZM62 112H61L60 114H63ZM64 112H65V111H64ZM120 112H121V111H120ZM159 112H160V111H159ZM214 112H216V111H214ZM222 112H223V111H222ZM224 112H225V110H224ZM227 112H229V111H227ZM236 112H237V111H236ZM242 112H243V111H241V112L239 111V113H242ZM16 113H17V112H16ZM74 113H75V112H74ZM181 113H182V112H181ZM219 113H220V112H219ZM230 113H231V111H230ZM230 113H229V114H230ZM243 113H244V112H243ZM255 113H256V114H255ZM21 114H22V113H21ZM46 114H47V113H46ZM70 114H71V113H70ZM75 114H76V113H75ZM92 114H93V113H91V115H92ZM163 114H164V113H163ZM202 114H203V113H202ZM212 114H213V112H212ZM232 114H233V113H232ZM263 114H264V113H263ZM263 114H261L260 116H261V117L264 116ZM13 115H14V114H13ZM13 115H12V116H13ZM65 115L67 116V114H65ZM68 115H69V114H68ZM204 115H205V114H204ZM215 115H217V114H215ZM218 115H219V114H218ZM218 115H217V117H218ZM224 115H225V114H224ZM226 115H228V114H226ZM17 116H18V114H17ZM17 116H16V117H17ZM66 116H65V117H66ZM77 116H78V114H77ZM93 116H94V115H93ZM95 116H96V114H95ZM99 116H100V115H99ZM160 116H161V115H160ZM202 116H203V115H202ZM205 116H206V115H205ZM220 116H221V115H220ZM229 116H230V115H229ZM44 117H45V116H44ZM46 117H47V116H46ZM60 117H61V116H60ZM69 117H70V116H69ZM69 117H68L67 119H69ZM72 117H73V116H71V118H72ZM74 117H75V115H74ZM74 117H73V118H74ZM84 117H85V119H86V116H84ZM223 117H224V116H223ZM226 117H227V116H226ZM230 117H231V116H230ZM233 117H234V116H233ZM10 118H11V117H10ZM10 118H9V120H10ZM28 118H29V117H28ZM73 118H72V120L69 119V124H72L70 121L74 122V121H73V120H74ZM99 118H100V117H99ZM169 118H170V116H169ZM169 118H168V119H169ZM206 118H207V117H206ZM206 118H205V119H206ZM214 118H215V117H214ZM218 118H219V117H218ZM224 118H225V117H224ZM46 119H47V118H46ZM46 119H44V120H46ZM62 119H64V118H62ZM67 119L65 118V120H67ZM77 119H78V118H77ZM100 119H101V118H100ZM100 119H99V120H100ZM234 119H235V118H234ZM29 120H30V119H29ZM48 120H49V119H48ZM132 120H133V119H132ZM166 120H167V119H166ZM203 120H204V119H203ZM207 120H208V119H207ZM217 120H218V119H217ZM219 120H220V119H219ZM228 120H229V119H228ZM258 120H259V118H258ZM10 121H11V120H10ZM55 121H56V120H55ZM201 121H202V120H201ZM209 121L212 122L211 119H209ZM56 122H57V121H56ZM59 122H60V120H59ZM61 122H63V120H62ZM64 122H65V121H64ZM122 122H123V121H121V123H122ZM124 122H125V121H124ZM170 122H171V121H170ZM210 122H209V124H210ZM219 122H220V121H219ZM229 122H230V121H229ZM231 122H232V121H231ZM250 122H251V121H250ZM0 123H2V122H0ZM9 123H10V122H9ZM57 123H58V122H57ZM76 123H77V122H76ZM221 123H222V122H221ZM6 124H8V123H6ZM61 124H62V123H61ZM63 124H64V123H63ZM63 124H62L61 126H65V124L67 125V123H65L64 125H63ZM206 124H207V123H206ZM206 124H205V125H206ZM211 124H212V123H211ZM232 124H233V123H232ZM58 125H59V123H58ZM58 125H57L56 127H59ZM46 126H47V125H46ZM67 126H68V125H67ZM144 126H145V125H144ZM207 126H208V125H207ZM235 126H237V125H235ZM259 126H260V125H259ZM12 127H13V126H12ZM12 127H11V129H12ZM56 127H55V128H56ZM85 127H86V126H85ZM183 127H184V126H183ZM189 127H191V126H189ZM192 127H193V126H192ZM208 127H209V126H208ZM260 127H263V128H264V125H262V126H260ZM87 128H88V127H87ZM87 128H86V129H87ZM144 128H145V127H144ZM184 128H185V127H184ZM184 128H183V129H184ZM186 128H187V126H186ZM195 128H196V127H195ZM234 128H235V127H234ZM253 128H254V127L243 128L242 131H239V134H240V137H241L242 135H244V136H245V140H246V137H251L250 129L252 130V137H251L250 139L252 140L251 143L255 144V146H254L252 149H254L253 152H256V154H258V150H257L255 147H258V146H259V145L257 144V143H259V142H257L256 140H257V139L259 140L260 138H258V136H255V135H256V132H253ZM91 129H94V128L91 127ZM151 129H152V128H151ZM151 129H149V127L146 126L145 134H148V136H150V138L152 139V138L154 137V135H153V134H154V133H153L154 131H152ZM201 129L203 130V127H202ZM210 129H211V128H210ZM218 129H219V128H218ZM228 129H229V128H228ZM231 129H232V127H231ZM248 129H249V130H248ZM5 130H6V129H5ZM52 130H53V129H52ZM54 130H55V129H54ZM58 130H59V129H58ZM64 130H65V129H64ZM88 130H89V128H88ZM185 130H186V129H185ZM185 130H184V131H185ZM197 130H198V129H197ZM213 130H214V129H213ZM246 130H247V131H246ZM261 130H262V129H261ZM179 131H180V130H179ZM198 131H199V130H198ZM224 131H225V130H224ZM224 131H223V132H224ZM232 131L234 132V130H232ZM236 131H237V130H236ZM262 131H263L262 134H264V130H262ZM6 132H7V131H6ZM186 132H187V130H186ZM188 132H189V131H188ZM188 132H187V133H188ZM226 132H227V131H226ZM233 132H231V133L234 134ZM246 132H249V135H248V136H246ZM12 133H13V132H12ZM70 133H71V132H70ZM125 133H126V132H125ZM171 133H172V132H171ZM180 133H181V132H180ZM224 133H225V132H224ZM228 133H229V132H228ZM231 133H230V134H231ZM257 133H258V132H257ZM7 134H8V133H7ZM68 134H69V132H68ZM222 134H223V133H222ZM235 134H236V132H235ZM239 134H238V135H239ZM75 135H76V133H75ZM181 135H182V134H181ZM194 135H195V134H194ZM97 136H98V135H97ZM221 136H222V135H221ZM224 136H226V135L224 134ZM231 136H234V135H231ZM88 137H89V136H88ZM234 137H235V136H234ZM234 137H231V138L233 139ZM8 138H9V137H8ZM113 138H114V137H113ZM125 138H126V137H125ZM129 138H130V137H129ZM182 138H183V137H182ZM238 138H239V137H238ZM54 139H55V137H54ZM56 139H57V138H56ZM56 139H55V140H56ZM76 139H77V138H76ZM157 139H158V138H157ZM157 139H156V140H157ZM210 139H211V138H210ZM225 139H226V138H225ZM229 139H230V137H229ZM262 139H263V138L261 137V141H264V140H262ZM9 140H10V139H9ZM61 140H62V139H61ZM70 140H71V139H70ZM124 140H125V139H124ZM127 140H128V139H127ZM158 140H159V139H158ZM197 140H198V139H197ZM213 140H214V139H213ZM215 140H217V139H215ZM215 140H214V141H215ZM222 140H223V139H222ZM222 140H221V141H222ZM230 140H231V139H230ZM238 140H239V139H238ZM249 141H250V140H249ZM64 142H65V141H64ZM84 142H86V141H84ZM159 142H161V141H159ZM164 142H165V141H163V143H161V144H164ZM202 142H203V141H202ZM238 142H239V141H238ZM44 143H45V142H44ZM71 143H72V142H71ZM102 143H103V142H102ZM249 143H250V142H249ZM145 144H146V143H145ZM159 144H160V143H159ZM161 144H160V146H162ZM203 144H204V143H203ZM203 144L201 143V145H203ZM211 144H212V143H211ZM211 144H210V145H211ZM223 144H224V143H223ZM223 144H222V145H223ZM87 145H88V144H87ZM117 145H118V144H117ZM210 145H209V146H210ZM241 145H242V144H241ZM43 146H44V145H43ZM90 146H91V145H90ZM122 146H123V145H122ZM150 146H151V145H150ZM184 146H185V145H184ZM218 146H219V148L221 147L220 145H218ZM115 147L118 148V146H115ZM185 147H186V146H185ZM211 147L213 148L214 146L212 145ZM110 148H111V147H110ZM121 148H122V147H121ZM178 148H179V147H178ZM214 148H217V147H214ZM224 148H225V147H224ZM259 148H260V147H259ZM263 148H264V147H263ZM61 149H62V148H61ZM113 149H115V148H113ZM198 149H199V148H198ZM227 149H228V148H227ZM86 150H87V149H86ZM204 150H205V148H204ZM219 150L221 151V148H220ZM244 150H246V147H244ZM66 151H67V150H66ZM81 151H82V150H81ZM197 151H198V150H196V152H197ZM238 151H239V150H238ZM199 152H200V150H199ZM222 152H223V151H222ZM193 153H195V152H193ZM202 153H203V150H202ZM204 153H206V152H204ZM213 153H214V152H213ZM213 153H212V154H213ZM108 154H109V153H108ZM152 154H153V153H152ZM200 154H201V152H200ZM206 154L209 155L208 151H207ZM226 154H227V153H225V155H226ZM232 154H233V153H232ZM243 154H244V153H243ZM243 154H242V156L244 157ZM85 155H86V152H85ZM188 155H189V154H188ZM115 156H116V155H115ZM128 156H129V155H128ZM194 156L196 157V155H194ZM197 156H198V155H197ZM213 156H214V154H213ZM222 156H223V155H222ZM242 156H240V158H242ZM84 157H85V156H84ZM84 157H82V158H84ZM223 157H224V156H223ZM118 158H119V161H121L123 157H120V156H119ZM196 158H197V157H196ZM214 158H215V157H214ZM64 159H65V158H64ZM145 159H146V157H145ZM189 159H190V157H189ZM229 159H230V158H229ZM229 159H228V161H229ZM253 159H254V157H253ZM22 160H23V159H22ZM142 160H143V159H142ZM142 160H140V161H142ZM213 160H214V159H213ZM224 160H225V159H224ZM224 160H223V161H224ZM119 161L112 162V164H114L115 166H117L118 164L121 165L122 162H121V163H118ZM190 161H191V160H190ZM192 161H194V160H192ZM195 161H196V160H195ZM208 161H209V159H208ZM223 161H222V162H223ZM255 161H256V160H255ZM257 161H258V160H257ZM257 161H256V162H257ZM30 162H31V161H30ZM95 162H96V161H95ZM142 162H143V161H142ZM145 162H146V161H145ZM206 162H207V161H206ZM210 162H211V161H210ZM213 162H214V161H213ZM102 163H103V161H102ZM220 163H221V162H220ZM220 163H219V164H220ZM249 163H250V162H249ZM40 164H41V163H40ZM98 164H99V163H98ZM98 164H97V167L100 168V167L98 166ZM103 164H104V163H103ZM103 164H102V165H103ZM211 164H212V162H211ZM223 164H224V163H222V165H223ZM234 164H235V163H234ZM260 164H261V163H260ZM114 165H113V166H114ZM142 166H143V165H142ZM190 166H191V165H190ZM196 166H198V165H196ZM207 166H208V165H207ZM210 166H211V165H210ZM226 166H227V165H226ZM263 166H264V165H263ZM32 167L34 168V166H32ZM57 167H58V166H57ZM73 167H75V166H73ZM170 167H171V166H170ZM200 167H201V166H200ZM218 167H221V166H218ZM222 167H223V166H222ZM238 167H239V166H238ZM243 167H244V165H243ZM76 168H77V167H76ZM95 168H96V167H95ZM105 168H106V167H105ZM141 168H142V167H141ZM193 168H194V167H193ZM252 168H254V167H252ZM108 169H109V168H108ZM117 169H118V168H117ZM204 169H205V168H204ZM209 169H210V167L208 168V171H209ZM212 169H213V168H212ZM216 169H217V168H216ZM220 169H221V168H220ZM223 169H225V168L223 167ZM223 169H222V170H223ZM226 169H228V167H227ZM226 169H225V170H226ZM245 169H246V168H245ZM247 169H249V168H247ZM75 170H76V169H75ZM115 170H116V169H115ZM120 170H121V169H120ZM46 171H47V169H46ZM109 171H110V170H109ZM113 171H114V170H113ZM121 171H123V170H121ZM219 171H220V170H219ZM231 171H232V169H231ZM98 172H99V171H98ZM100 172H101V171H100ZM100 172H99V173H100ZM133 172H136V171H133ZM199 172H200V171H199ZM203 172H204V171H203ZM215 172H216V171H215ZM46 173H47V172H46ZM74 173H75V172H74ZM74 173H72V174L75 175ZM96 173H97V172H96ZM99 173H98V174H99ZM120 173H121V172H120ZM137 173H138V172H137ZM139 173H140V172H139ZM139 173H138V174H139ZM204 173H205V172H204ZM68 174H69V175H72V174H70L69 172H68ZM76 174H77V173H76ZM121 174H122V173H121ZM124 174H125V172H124ZM140 174H141V176H142V173H140ZM196 174H197V173H196ZM196 174H195V175H196ZM202 174H203V173H202ZM230 174H231V173H230ZM244 174H245V173H244ZM49 175H50V174H49ZM73 175H72V176H73ZM77 175H78V174H77ZM99 175H100V174H99ZM125 175H126V174H125ZM127 175L130 176L129 174H127ZM135 175H136V174H135ZM160 175H161V174H160ZM195 175H194V176H195ZM216 175H217V172H216ZM226 175H228V174H226ZM248 175H249V174H248ZM62 176H63V175H62ZM94 176H95V175H94ZM94 176H92V177H94ZM115 176H116V175H115ZM119 176H120V174H119ZM201 176H202V175H201ZM201 176H200V177H201ZM204 176H205V175H204ZM229 176H230V175H229ZM234 176H235V175H234ZM241 176H242V175H241ZM243 176H244V175H243ZM52 177H53V176H52ZM74 177H75V176H74ZM95 177H96V176H95ZM97 177H98V176H97ZM103 177H104V176H103ZM195 177H196V176H195ZM209 177H211V176H208V178H209ZM216 177H217V176H216ZM64 178H65V176H64ZM80 178H81V177H80ZM86 178H88V177H86ZM90 178H91V177H90ZM121 178H122V177H121ZM121 178H120V179H121ZM123 178H124V177H123ZM185 178H186V177H185ZM185 178H184V179H185ZM190 178L192 179V177H190ZM193 178H194V177H193ZM204 178H206V177H204ZM233 178H234V177L232 176V179H233ZM235 178H236V177H235ZM243 178H244V177H243ZM245 178H246V177H245ZM65 179H66V178H65ZM69 179L72 180L73 177H72V178L69 177ZM69 179H68V180H69ZM77 179H78V178H77ZM92 179H93V178H92ZM99 179H100V178H99ZM118 179H119V178H118ZM162 179H163V178H162ZM194 179H195V178H194ZM225 179H226V178H225ZM240 179H241V178H240ZM55 180H56V179H55ZM73 180H74V179H73ZM80 180H81V179H80ZM156 180H157V179H156ZM209 180H210V178H209ZM214 180H215V179H214ZM235 180H236V179H235ZM258 180H259V179H258ZM56 181H57V180H56ZM58 181H59V180H58ZM77 181H78V180H77ZM77 181H76L75 183H77ZM116 181L119 182L120 180H117V178H116ZM121 181H122V180H121ZM147 181H148V180H147ZM147 181H146V183H147ZM192 181H193V180H192ZM195 181H196V180H195ZM203 181H204V179L202 178V179L199 181V183L201 184ZM219 181H220V180H218V182H219ZM225 181H226V180H225ZM228 181L230 182L229 179H228ZM78 182H79V181H78ZM89 182H90V180H89ZM149 182H151V181H149ZM154 182H155V181H154ZM168 182H169V181H168ZM209 182H210V181H209ZM215 182H216V181H215ZM226 182H227V181H226ZM229 182H228V183H229ZM233 182H235V181L233 180ZM237 182H238V181H237ZM237 182H236V183H237ZM66 183H67V182H66ZM71 183H72V182H71ZM79 183H80V182H79ZM151 183H153V182H151ZM162 183H163V182H162ZM57 184H58V183H57ZM62 184H63V183H62ZM118 184H119V183H118ZM195 184H196V183H195ZM216 184H217V183H216ZM221 184H222V182H221ZM231 184H232V183H231ZM246 184H247V183H246ZM66 185H67V184H66ZM119 185H122V184H119ZM125 185H126V184H125ZM154 185H155V184H154ZM54 186H55V185H54ZM68 186H69V185H68ZM76 186H77V185H76ZM85 186H86V185H85ZM85 186H84V187H85ZM122 186H123V185H122ZM147 186H148V185H147ZM186 186H187V185H186ZM193 186H194V183H193ZM195 186H196V185H195ZM198 186H199V185H198ZM201 186H202V188L204 187L203 184H202ZM207 186H208V185H207ZM218 186H219V185H218ZM220 186H221V185H220ZM62 187H63V186H62ZM62 187H61V188H62ZM64 187H65V186H64ZM148 187H149V186H148ZM178 187H180V186H178ZM61 188H60V189H61ZM76 188H78V187H76ZM140 188H141V187H140ZM200 188H201V187H200ZM205 188H206V185H205ZM213 188H214V185H213ZM220 188H222V187H220ZM78 189H79V188H78ZM133 189H134V188H133ZM203 189H204V188H203ZM206 189H208V188H206ZM214 189H215V188H214ZM240 189H241V188H240ZM242 189H243V188H242ZM58 190H59V187H58ZM89 190H91V188H90ZM136 190H137V189H136ZM149 190H150V189H149ZM156 190H157V189H156ZM158 190H159V189H158ZM180 190H181V189H180ZM190 190H191V189H190ZM193 190H194V189H193ZM208 190H209V189H208ZM62 191H63V190H62ZM154 191H155V190H154ZM59 192H60V191H59ZM78 192H80V191L78 190ZM85 192H86V191H85ZM132 192H133V191H132ZM149 192H150V191H149ZM159 192H160V191H159ZM194 192H195V191H194ZM208 192H209V191H208ZM213 192H214V191H213ZM135 193H136V192H135ZM153 193H154V192H153ZM161 193H162V191H161ZM195 193H196V192H195ZM199 193H200V192H199ZM211 193H212V192H211ZM220 193H221V192H220ZM150 194H152V193L150 192ZM155 194H156V193H155ZM197 194H198V193H197ZM212 194H213V193H212ZM156 195H157V194H156ZM206 195H207V194H206ZM31 196H32V195H31ZM79 196H80V195H78V196H76V197L73 196L74 199H73V197L71 196L72 198H69V199L67 198L66 202L72 203L73 207L75 208L74 205L82 203V202H80V198L82 197V194H81L80 197H79ZM152 196H153V195H152ZM209 196H210V195H209ZM211 196H212V195H211ZM211 196H210V197H211ZM213 196H214V195H213ZM143 197H144V196H143ZM160 197H161V196H160ZM187 197H188V196H187ZM224 197H225V195H224ZM50 198H51V197H50ZM50 198H49V199H50ZM55 198H56V197H55ZM65 198H66V197H65ZM103 198H104V197H103ZM206 198H207V197H206ZM214 198H215V197H214ZM226 198H227V197H226ZM226 198H225V199H226ZM43 199H44V198H43ZM62 199H64V197H62ZM85 199H87V197H86ZM157 199H158V198H157ZM204 199H205V198H204ZM37 200H38V199H37ZM47 200H48V199H47ZM54 200H56V199H54ZM99 200H100V199H99ZM99 200H98V201H99ZM160 200H161V199H160ZM160 200H159V201H160ZM192 200H193V199H192ZM210 200H211V199H210ZM187 201H188V200H187ZM215 201H216V200H215ZM45 202H46V201H45ZM88 202H89V201H87V203H88ZM208 202H209V201H208ZM210 202H211V201H210ZM46 203H47V202H46ZM48 203H49V202H48ZM54 203H55V201H54ZM159 203H161V202H159ZM171 203H172V202H171ZM203 203H204V202H203ZM94 204H95V203H92L91 206H93ZM163 204H164V203H163ZM216 204H217V203H216ZM216 204H215V205H216ZM33 205H35V208H34V211H33V212H34V214H36V212H37L40 208H42V207H40V205H39L38 202H34ZM58 205H59V204H58ZM69 205H71V204H69ZM80 205H81V204H80ZM82 205H83V204H82ZM184 205H185V204H184ZM259 205H260V204H259ZM55 206H56V205H55ZM62 206H64V203L62 204ZM89 206H90V205H89ZM159 206H160V205H159ZM168 206H169V205H168ZM209 206H210V205H209ZM213 206H214V205H213ZM59 207H60V206H59ZM65 207H66V206H65ZM84 207H85V205H84ZM140 207H141V206H140ZM140 207H139V208H140ZM160 207H161V206H160ZM218 207H219V206H218ZM62 208H63V207H62ZM74 208H73V209H74ZM155 208H156V207H155ZM186 208H188V206H187ZM220 208H221V207H220ZM261 208H262V207H261ZM56 209H57V208H56ZM63 209H64V208H63ZM160 209H161V208H159V210H160ZM173 209H175V207H173ZM215 209H216V208H215ZM42 210H43V212H45V214H46V218H48L47 220H49L50 222H52L51 219H53V218L57 215L56 213H53L52 211H51L52 213H49V211H50V207H49V206H47V209H46V207L43 206ZM88 210H89V209H88ZM144 210H146V209H144ZM161 210H162V209H161ZM186 210H187V209H186ZM189 210H190V209H189ZM191 210H192V209H191ZM207 210H208V209H207ZM75 211H76V209H75ZM137 211H138V210H137ZM148 211H149V210H148ZM171 211H172V210H171ZM184 211H185V210H184ZM200 211H201V210H200ZM46 212H47V213H46ZM77 212H78V211H77ZM86 212H88V211H86ZM91 212H92V211H91ZM154 212H155V211H154ZM159 212H161V211H159ZM175 212H176V210H175ZM189 212H190V211H188V214H189ZM196 212H197V211H196ZM208 212H209V211H208ZM214 212H215V211H214ZM214 212H213V213H214ZM217 212H218V211H217ZM224 212H226V211H224ZM263 212H264V211H263ZM57 213H59V211H58ZM67 213H69V212H67ZM92 213H93V212H92ZM161 213H162V212H161ZM179 213H180V212H179ZM198 213H200V212H198ZM209 213H210V212H209ZM69 214H72V213H69ZM82 214H83V213H82ZM86 214H87V213H86ZM86 214H85V215H86ZM89 214H90V213H89ZM89 214H88V215H89ZM98 214H99V213H98ZM98 214H97V215H98ZM117 214H118V213H117ZM162 214H165V213H162ZM166 214H167V213H166ZM193 214H194L193 216L196 215L195 213H193ZM205 214H206V213H205ZM210 214H211V213H210ZM250 214H251V213H250ZM260 214H261V213H260ZM15 215H16V214H15ZM59 215H60V214H59ZM73 215H77V214H74V212H73ZM168 215H169V214H168ZM191 215H192V214H191ZM212 215H213V214H212ZM212 215H211V217H213ZM79 216H80V215H79ZM91 216H92V214H91ZM143 216H144V215H143ZM150 216H151V215H150ZM158 216H159V214H158ZM160 216H161V215H160ZM172 216H173V215H172ZM62 217H63V216H62ZM80 217H81V216H80ZM80 217H79V218H80ZM82 217H83V215H82ZM190 217H191V216H190ZM211 217H210V218H211ZM56 218H57V217H56ZM73 218H74V217H73ZM75 218H76V217H75ZM87 218H88V217H87ZM98 218H99V217H98ZM175 218H176V217H175ZM197 218H198V217H197ZM214 218H215V217H214ZM64 219H65V218H64ZM77 219H78V218H77ZM100 219H101V218H100ZM161 219H162V218H161ZM192 219H193V218H192ZM222 219H223V218H221V220H222ZM116 220H117V219H116ZM190 220H191V219H190ZM199 220H200V219H199ZM201 220H202V219H201ZM223 220H224V219H223ZM78 221H80V220H78ZM81 221H83V220H81ZM85 221H86V220H85ZM120 221H121V220H120ZM159 221H160V219H159ZM164 221L166 222L165 219H164ZM170 221H171V220H170ZM183 221H184V220H183ZM193 221H194V220H193ZM195 221H196V220H195ZM63 222L65 223V221H63ZM99 222L101 223L100 220H99ZM160 222H161V221H160ZM176 222H177V221H176ZM176 222H175V225H176ZM188 222H189V221H188ZM188 222H187V223H188ZM217 222H218V221H217ZM226 222H228V221H226V219H225V223H226ZM229 222H230V220H229ZM236 222H237V221H236ZM53 223H54V222H53ZM67 223H68V222H67ZM82 223H83V222H82ZM82 223H81V224H82ZM167 223H168V221H167ZM177 223H178V222H177ZM182 223H183V222H182ZM232 223H234V222H232ZM257 223H258V222H257ZM49 224H51V223H49ZM58 224H59V223H58ZM71 224H72V223H71ZM170 224H171V223L169 222V225H170ZM172 224H174V221H173ZM234 224H235V223H234ZM59 225H60V224H59ZM76 225H77V224H76ZM98 225H100V224H98ZM154 225H155V224H154ZM161 225H162V223H161ZM184 225H185V224H184ZM184 225H183V226H184ZM193 225H194V224H193ZM193 225H192L191 223H188V226L186 225V227H188V229H189V230H188V234H186V235L184 236V237H186V239H187L188 242H189V246H188V247H189V250L186 249L187 251H191V252H192V249L190 248V246H191V247L193 246V249H196V248L202 246V244H203L204 242H206V240H209V238L206 237V234H207V235H211V236H212L211 238H213V237L217 234V233H210V231L208 230V227H209V228H212L214 232H221L220 229H219V231L217 230L216 221H215V220L213 221V218H212V221H211V220L209 221L208 219H204V218H203V220H202V224H201V225H202V228H200L201 231H197L198 233L195 231ZM221 225H222V224H221ZM61 226H62V225H61ZM68 226H69V225H68ZM77 226H78V225H77ZM82 226H83V230H82V232H83V233H84V232H87V231H88V226H89V225H87V224H83ZM132 226H135V225H132ZM140 226H141V225H140ZM145 226H146V225H145ZM145 226H144V227H145ZM171 226H172V225H171ZM177 226H178V225H177ZM218 226H220V225L218 224ZM224 226H225V225L223 224L222 227H224ZM59 227H60V226H59ZM59 227H57V230H58ZM66 227H67V226H66ZM147 227H149V224L147 225ZM147 227H146V228H147ZM151 227H152V226H151ZM153 227H154V226H153ZM153 227H152V229H154ZM233 227H234V226H233ZM237 227H238V226H237ZM64 228H65V226H64ZM126 228H127V227H126ZM140 228H142V226H141ZM146 228H143V229L145 230ZM235 228H236V226H235ZM240 228H241V226H240ZM19 229H20V228H19ZM71 229H72V227H71ZM75 229H77V228H75ZM101 229H102V228H101ZM176 229H179V227L176 228ZM184 229H185V227H184ZM214 229H216V231H215ZM262 229H264V227H263ZM28 230H29V229H28ZM53 230H54V229H53ZM60 230H61V229H60ZM67 230L70 231V229H67ZM106 230H107V229H106ZM108 230L110 231V229H108ZM108 230H107V231H108ZM148 230H149V228H148ZM170 230H172V229H170ZM31 231H32V230H31ZM33 231H34V230H33ZM69 231H68V233L71 232V231H70V232H69ZM123 231H125V230H123ZM154 231L156 232L157 230L154 229ZM177 231H178V230H177ZM222 231H223V230H222ZM53 232H54V231H53ZM61 232H62V231H61ZM78 232H79V231H78ZM110 232H111V231H110ZM110 232H109V237L112 238L113 235L110 236V234H111ZM136 232H137V231H136ZM146 232H147V231H146ZM157 232H158V231H157ZM195 232H196V233H195ZM229 232H230V231H229ZM72 233H73V232H72ZM164 233H165V232H164ZM222 233H223V232H222ZM222 233H221V235H222ZM224 233L227 234V231L224 232ZM233 233H234V232H233ZM138 234H140V232H139ZM144 234H145V233H144ZM144 234H143V235H144ZM152 234H155V233L152 232ZM183 234H184V233H183ZM234 234H235V233H234ZM241 234H242V233H241ZM259 234H260V233H259ZM261 234H262V233H261ZM261 234L258 235V236H261ZM263 234H264V233H263ZM53 235H56V234L54 233ZM71 235H73V234H71ZM148 235H149V234H148ZM148 235H147V237H148ZM223 235H224V234H223ZM223 235H222V236H223ZM97 236H98V235H97ZM138 236H139V235H137V237H138ZM140 236H141V235H140ZM154 236L156 237V235H154ZM216 236H219V235H216ZM222 236H221V237H222ZM229 236H230V235H229ZM57 237H58V236H57ZM63 237H64V234H63ZM69 237H70V236H69ZM116 237H117V236H116ZM147 237H146V238H147ZM150 237H151V236H150ZM225 237H228V235H227V236H224V238H225ZM230 237H231V236H230ZM230 237H228V239H229ZM70 238H71V237H70ZM70 238H69V239H70ZM178 238H179V237H178ZM180 238H181V237H180ZM222 238H223V237H222ZM224 238H223V239H224ZM231 238L234 239L233 237H231ZM235 238H236V237H235ZM65 239H66V238H65ZM125 239H126V238H125ZM214 239H215V238H214ZM216 239H217V238H216ZM228 239H227V240H228ZM237 239H238V237H237ZM250 239H251V238H249V240H250ZM258 239H259V238H258ZM110 240H111V239H110ZM114 240H115V239H114ZM134 240H135V239H134ZM137 240H138V238H137ZM145 240H147V239H145ZM152 240H154V239H152ZM220 240H221V239H220ZM224 240H226V239H224ZM140 241H141V240H140ZM143 241H144V240H143ZM215 241H216V240H215ZM222 241H223V240H222ZM229 241H231V240L229 239ZM232 241H233V240H232ZM234 241H235V240H234ZM234 241H233V242H234ZM240 241H241V240H240ZM27 242H28V241H27ZM56 242H57V241H56ZM112 242H113V240H112ZM153 242H154V241H153ZM180 242H181V241H180ZM190 242H191V243H190ZM211 242H212V240H211ZM213 242H214V240H213ZM216 242H217V241H216ZM226 242H227V241H226ZM226 242H225V243H226ZM237 242H238V241H237ZM237 242L235 241L236 245H238ZM251 242H254L253 237H252ZM261 242L264 243L263 240L260 241V243H261ZM58 243H59V242H58ZM115 243H116V242H115ZM118 243H119V240H118ZM118 243H117V244H118ZM145 243H146V241H145ZM154 243H155V242H154ZM159 243H160V241H159ZM225 243H223V246H219V247H215L214 244L212 243L213 245H212L211 247H215V249H216V248L220 249V247H222V248L224 247V244H225ZM227 243H228V242H227ZM230 243H231V242H230ZM239 243H240V242H239ZM242 243H243V242H242ZM63 244H64V243H63ZM79 244H80V243H79ZM124 244H125V243H124ZM136 244H137V243H136ZM148 244H149V243H148ZM160 244H161V243H160ZM233 244H234V243H233ZM58 245H59V244H58ZM61 245H62V244H61ZM66 245H67V244H66ZM74 245H75V244H74ZM164 245H165V244H164ZM215 245H216V244H215ZM218 245H221L220 242H219V244H217V246H218ZM231 245H232V244H231ZM241 245H242V244H240V246H241ZM254 245H255V242H254ZM261 245H262V244H261ZM53 246H54V245H53ZM53 246H52V247H53ZM149 246H150V245H149ZM240 246H239V247H240ZM66 247H68V246H66ZM66 247H65V248H66ZM108 247H109V246H108ZM138 247H139V246H138ZM143 247H144V246H143ZM152 247H153V246H152ZM202 247H203V246H202ZM211 247H210V248H211ZM225 247L228 248L229 246H225ZM225 247H224V248H225ZM233 247H234V245H233ZM235 247H236V246H235ZM235 247H234V249H235ZM241 247H242V246H241ZM244 247H246V246H244ZM58 248H59V246H58ZM102 248H103V246H102ZM118 248H120V247H118ZM121 248H122V247H121ZM150 248H151V247H150ZM184 248H185V246H184ZM227 248H225V249L227 250ZM262 248H264V245H262ZM8 249H10V248H8ZM52 249H53V248H52ZM54 249H55V248H54ZM60 249H62V247H61ZM76 249H77V248H76ZM109 249H110V248H109ZM137 249H138V248H137ZM144 249H146V248H144ZM151 249H152V248H151ZM225 249H223L222 251H225ZM236 249L240 251V248H239V249L236 248ZM236 249H235L234 251H237ZM68 250H69V248H68ZM79 250H80V249H79ZM112 250H113V249H112ZM133 250H135V249H133ZM197 250H199V249H197ZM210 250H212V249H210ZM220 250H221V249H220ZM220 250H219V251H220ZM229 250H230V249H229ZM231 250H232V248H231ZM241 250H242V249H241ZM259 250H260V253H259V254H262V256L254 258L255 256L252 255V254H253V251L249 252V256L251 257V260L257 261V264H264V249H261V248H260ZM81 251H82V250H81ZM102 251H103V250H102ZM119 251H120V250H119ZM130 251H131V250H130ZM151 251H152V250H151ZM153 251H154V248H153ZM182 251H183V250H182ZM219 251L217 250V252H219ZM222 251H221V253H219V254L222 255V253H223ZM254 251H255V252H254V255H256V254H255V253H256V250H254ZM120 252H121V251H120ZM122 252H123V251H122ZM132 252H133V251H132ZM136 252H137V251H136ZM199 252H200V251H199ZM199 252H198V253H199ZM217 252L214 251V253H217ZM228 252H229V251H228ZM242 252H243V251H242ZM37 253H39V252H37ZM53 253H54V252L52 251L51 253L49 252V254L46 255L47 257H46V256H43L45 259L43 258L44 260H42L43 262H41V264H58V263L56 262V260H54L53 257H50V254H53ZM56 253H57V252H56ZM109 253H110V252H109ZM109 253H108V254H109ZM127 253H128V252H127ZM141 253H142V252H141ZM141 253H140V254H141ZM150 253H151V252H150ZM224 253H225V252H224ZM229 253H230V252H229ZM229 253H227V254H229ZM236 253H237V252H236ZM239 253H240V252H239ZM57 254H58V253H57ZM69 254H70V253H69ZM78 254H79V253H78ZM78 254H77V255H78ZM80 254H81V253H80ZM99 254H100V253H99ZM115 254H116V253H115ZM119 254H121V253H119ZM143 254H144V253H143ZM160 254H161V253H160ZM170 254H171V251H170ZM181 254H182V253H181ZM225 254H226V253H225ZM225 254H224V255H225ZM227 254H226V255H227ZM1 255H2V254H1ZM1 255H0V257H1ZM73 255H74V254H73ZM83 255H84V254H82V256H83ZM93 255H94V254H93ZM102 255H103V254H102ZM109 255H110V254H109ZM113 255H114V254H113ZM124 255H125V254H124ZM124 255H123V256H124ZM152 255H153V254H152ZM162 255H163V254H162ZM164 255H165V254H164ZM182 255H183V254H182ZM206 255H207V254H206ZM208 255H211V254L208 253ZM213 255H214V254H213ZM216 255H217V254H216ZM221 255H220V258H222ZM231 255H233L232 252H231ZM231 255L229 254V256H231ZM240 255H241V254H240ZM240 255H239V256H240ZM257 255H258V254H257ZM2 256H3V255H2ZM37 256H38V255H37ZM111 256H112V255H111ZM140 256H141V255H140ZM140 256H139V257H140ZM144 256H146V255H144ZM185 256H186V255H185ZM198 256H199V255H198ZM211 256H212V255H211ZM211 256H210V257H211ZM227 256H228V255H227ZM227 256H226V257H227ZM229 256H228V257H229ZM113 257H114V256H113ZM126 257H127V256H126ZM130 257H131V255H130ZM133 257H135V256H133ZM147 257H148V256H147ZM181 257H182V256H181ZM181 257H180V258H181ZM191 257H193V256H191ZM191 257H189L188 259H190ZM210 257H209V258H210ZM218 257H219V255H218ZM223 257H224V256H223ZM226 257H225V258H226ZM228 257H227V258H228ZM36 258H37L38 260L41 259V258H39V256L36 257ZM72 258H75V256L72 257ZM79 258H80V256H79ZM79 258H78V259H79ZM101 258H102V257H101ZM137 258H138V257H137ZM157 258H158V257H157ZM160 258H162V257H160ZM169 258H170V256H169ZM214 258H217V257H214ZM214 258H213V259H214ZM225 258H224V259H225ZM252 258H253V259H252ZM19 259H20V258H19ZM59 259H60V258H59ZM76 259H77V258H76ZM76 259H74V260H72V261L75 262V263H77V261L79 262V260H76ZM80 259H81V258H80ZM98 259H99V258H98ZM109 259H110V258H109ZM113 259H114V258H113ZM116 259H117V258H116ZM133 259H134V258H133ZM158 259H159V258H158ZM166 259H167V258H166ZM183 259H186V258H183ZM188 259H187V260H188ZM198 259L200 260V259H202V258H199V257H198ZM218 259H219V258H218ZM89 260H90V259H89ZM118 260H119V259H118ZM145 260H146V259H145ZM148 260H149V257H148ZM171 260H172V259H171ZM180 260H181V259H180ZM196 260H197V259H195V261H196ZM205 260L207 261V259H205ZM225 260H228V259H225ZM33 261H34V260H33ZM36 261H37V260H36ZM99 261H100V260H99ZM108 261H109V260H108ZM108 261H107V262H108ZM121 261H122V260H121ZM132 261H133V260H132ZM132 261H131L130 263H132ZM154 261H155V260H154ZM159 261H161V260L159 259ZM162 261H163V260H162ZM169 261H170V260H169ZM173 261H175V260H173ZM173 261H172V263H173ZM220 261H221V259H220ZM228 261H229V260H228ZM237 261H238V260H237ZM254 261H253V262H254ZM67 262H68V261H67ZM88 262H89V261H88ZM102 262H103V261H102ZM107 262H106V263H107ZM110 262H111V261H110ZM113 262H114V261H113ZM115 262H116V261H115ZM163 262H165V261H163ZM163 262H160V263H163ZM167 262H168V259H167ZM176 262H177V261H176ZM208 262H209V261H208ZM211 262H212V258H211ZM215 262H216V261H215ZM217 262H219V261H217ZM247 262H248V260H245V261H244V263H247ZM1 263H3V262H1ZM32 263H33V262H32ZM38 263L40 264V262H38ZM75 263H74V264H75ZM106 263H105V264H106ZM111 263H112V262H111ZM111 263L108 262V264H111ZM134 263H135V262H134ZM156 263H157V262H156ZM172 263H171V264H172ZM178 263H179V262H178ZM191 263H192V262H191ZM213 263H214V262H213ZM19 264H21V263H19ZM35 264H36V263H35ZM70 264H71V263H70ZM103 264H104V263H103ZM132 264H133V263H132ZM136 264H137V263H136ZM168 264H170V262H169ZM189 264H190V263H189ZM192 264H193V263H192ZM202 264H203V261H202ZM204 264H205V263H204ZM207 264H208V263H207ZM209 264H210V263H209ZM219 264H220V263H219ZM255 264H256V263H255Z\"/></svg>", "mask_w": 264, "mask_h": 264}]
</instances>
